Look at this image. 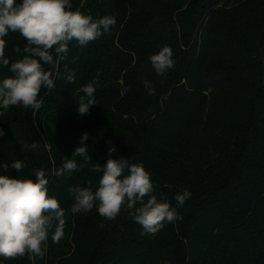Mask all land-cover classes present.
Here are the masks:
<instances>
[{"label":"trees","instance_id":"1","mask_svg":"<svg viewBox=\"0 0 264 264\" xmlns=\"http://www.w3.org/2000/svg\"><path fill=\"white\" fill-rule=\"evenodd\" d=\"M71 4L93 20L115 17L116 24L87 46L70 41L64 59L53 50L56 64L44 67L55 87H41L39 110L0 109V175L35 179L33 170L43 169L48 195L65 213L64 234L54 243L49 233L43 257H0V264H264V0ZM4 39L10 63L0 61V81L27 43L19 33ZM165 45L175 64L161 76L149 57ZM69 72L75 82L65 80ZM94 80L97 103L81 116L79 89ZM84 133L92 160L80 168L83 158L72 153ZM109 141L116 148L111 156ZM32 142L39 147L30 149ZM109 158L142 163L153 194L182 219L152 235L126 207L113 220L96 207L74 212L69 188L94 193L103 170L90 169H103ZM68 159L77 170L56 176ZM15 160L24 163L22 172H6L2 165ZM184 189L191 198L178 206L175 194Z\"/></svg>","mask_w":264,"mask_h":264},{"label":"clouds","instance_id":"2","mask_svg":"<svg viewBox=\"0 0 264 264\" xmlns=\"http://www.w3.org/2000/svg\"><path fill=\"white\" fill-rule=\"evenodd\" d=\"M71 9V0H0V61L3 65L9 66L10 63L5 58L7 42L4 37L10 32L19 33L27 41L22 50L25 53L23 58L11 62V75L0 81V109L7 111L11 107H22L39 110L44 102L38 99L41 87L48 90L55 87L52 72L46 71L44 67L56 64L53 50L60 59H64L65 56L61 54H67L70 41L75 39L79 46H87L116 24L115 17L105 16L93 20L90 15ZM15 52L20 53L21 48L17 46ZM172 56V49L165 45L149 57L157 75H165L174 67ZM65 80L75 82V73L69 72ZM95 84L94 80L79 89L84 93L78 99V112L81 116L87 114L90 107L97 103L93 95L96 91ZM144 87L149 95L155 94L151 81L145 80ZM3 114L0 112V115ZM3 134L0 129V136ZM87 139L88 134H82L81 146L76 147L72 153V157L83 158L80 168H84L92 160L88 148L84 146ZM108 143L111 145V141ZM28 147L37 149L39 144L32 142ZM115 151L114 145L108 148L110 156ZM24 166L19 160L10 165H2L6 172L9 169L22 172ZM77 168L76 160L68 159L55 175L71 173ZM126 168L128 174L123 175ZM102 170L99 187L94 193L87 187L69 188V193L75 199L74 212H90L96 207L100 216L113 220L126 207L129 215L142 226L144 232L152 235L160 231L165 222L182 219L170 202L160 200L153 194L150 173L142 163L129 164L126 159L109 158L103 169L100 165L90 169L93 172ZM33 172L35 179L0 175V257L5 260L26 254L43 257V245L46 244L49 233H52L54 243H59L64 234L65 213L59 201L48 195L49 181L46 173L43 169ZM145 197H148L146 201ZM190 198L191 192L188 189L176 193L174 197L178 206H183ZM137 204L140 206L136 207Z\"/></svg>","mask_w":264,"mask_h":264}]
</instances>
